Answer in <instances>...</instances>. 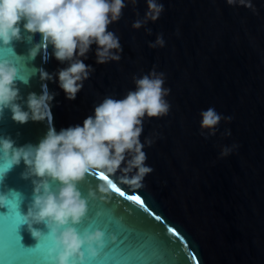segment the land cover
<instances>
[{
  "label": "water",
  "instance_id": "1",
  "mask_svg": "<svg viewBox=\"0 0 264 264\" xmlns=\"http://www.w3.org/2000/svg\"><path fill=\"white\" fill-rule=\"evenodd\" d=\"M161 2L165 11L146 26L151 35L131 27L137 11L143 17L145 0L135 9L126 7L120 21L109 26L120 37L122 59L96 64L94 52L89 53L85 63L95 72L76 100H67L56 83L47 82L58 93L52 107L57 130L82 123L106 95L122 98L135 88L133 74L153 66L166 73L165 87L171 89L169 113L144 122L141 140L154 141L144 149L154 169L144 186L120 184L117 174L109 179L120 191L114 189L110 200L89 197L90 219L76 227L81 233L100 228L106 235L97 257L85 250L84 264H264V0H253L256 13L226 0ZM157 33H163L166 45L152 49L148 42ZM30 46L26 40L0 45V58L13 60L21 76L33 68L53 72L62 67L54 57L27 60ZM42 83L39 72L28 84L17 80L25 98L29 92L39 94ZM210 107L232 120L221 121L217 134L205 139L201 111ZM226 128L231 136L220 134ZM46 131L47 121L20 124L9 110L0 119V135H10L18 145L36 144ZM222 145L237 147L221 157ZM23 170V163L12 167L0 184V191L20 194L21 214L33 189ZM98 178L92 173L79 183L83 195ZM133 196L140 201L130 200ZM38 227L47 233L44 225ZM50 246V240L38 241L20 224L15 209L0 207V264H51Z\"/></svg>",
  "mask_w": 264,
  "mask_h": 264
},
{
  "label": "clouds",
  "instance_id": "2",
  "mask_svg": "<svg viewBox=\"0 0 264 264\" xmlns=\"http://www.w3.org/2000/svg\"><path fill=\"white\" fill-rule=\"evenodd\" d=\"M226 3L257 12L253 0ZM138 4L139 0H0V45L26 40L31 45L27 60L42 56L47 62L54 57L62 65L53 72L33 68L21 76L13 60L0 58V119L9 110L11 118L20 124L47 121V131L36 144L18 145L10 135H0V184L12 167L23 163L21 176L31 180L33 186L26 213L17 210L20 194L14 191H0V207L15 209L20 224L27 225L35 239L51 241L47 250L51 264H84L85 250L88 257L100 254L106 233L100 228L81 233L76 225L90 219L89 197L111 199L117 185L109 177L118 174L120 184L139 189L154 171L146 163L144 150L154 141L149 137L141 140V136L146 118L166 116L170 111L166 97L171 89L165 87L166 73L153 66L147 73L133 74V90L122 98L106 95L93 105L82 123L60 130L56 129L52 114L58 93L47 85L49 81L56 83L65 98L74 101L95 72L93 65L85 63L89 53L94 52L96 64L119 62L123 45L109 26L120 21L126 7L131 5L135 9ZM145 5L143 17L137 11L138 18L131 27L144 28L151 35L152 29L146 26L160 19L165 5L161 0H145ZM36 34H40L39 40L35 39ZM165 45L163 33H157L156 39L148 42L152 49ZM37 72L44 82L42 91L29 92L25 98L17 80L28 84ZM201 117V135L205 139L217 134L221 121L232 120L215 107L202 110ZM220 134L231 136L232 132L226 128ZM235 147L222 145L220 156H229ZM92 173H99V182L85 196L78 185ZM39 225H44L47 233Z\"/></svg>",
  "mask_w": 264,
  "mask_h": 264
},
{
  "label": "snow or ice",
  "instance_id": "3",
  "mask_svg": "<svg viewBox=\"0 0 264 264\" xmlns=\"http://www.w3.org/2000/svg\"><path fill=\"white\" fill-rule=\"evenodd\" d=\"M117 191H120L119 189H117ZM130 200H136V201H140V197L139 196H133V197H129ZM142 203V201H141ZM157 220H159L160 218L157 216L156 217ZM17 228H18V225H17ZM171 231L175 234V235H179L178 233H176V230L175 229H171ZM20 244H21V247L25 248L23 246V244L21 243V240H20ZM26 250L29 249V248H25ZM157 264H166L165 261H160V262H157ZM176 264H180L179 261L176 262Z\"/></svg>",
  "mask_w": 264,
  "mask_h": 264
}]
</instances>
